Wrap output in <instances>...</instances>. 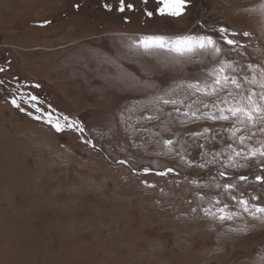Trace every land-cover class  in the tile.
I'll list each match as a JSON object with an SVG mask.
<instances>
[{"label":"rangeland","instance_id":"obj_1","mask_svg":"<svg viewBox=\"0 0 264 264\" xmlns=\"http://www.w3.org/2000/svg\"><path fill=\"white\" fill-rule=\"evenodd\" d=\"M191 1L179 18L150 19L122 18L118 0H0V264H264V223L232 198L259 203L264 165L230 164L229 145L242 146L228 122L207 119L215 98L181 86L206 77L212 60L133 46L149 34L248 31L227 57L242 77L248 64L264 65V24L249 14L264 0ZM32 104L84 131L57 133L26 114L40 115ZM257 140L264 134L249 143ZM216 200L241 215L206 216Z\"/></svg>","mask_w":264,"mask_h":264},{"label":"snow or ice","instance_id":"obj_2","mask_svg":"<svg viewBox=\"0 0 264 264\" xmlns=\"http://www.w3.org/2000/svg\"><path fill=\"white\" fill-rule=\"evenodd\" d=\"M191 0H139V3H134L133 0H118L116 11L124 14L122 18L127 16L128 12H140L142 15L150 19L159 18H179L186 14ZM77 9L79 5H76ZM104 7L109 11H113L111 3H105ZM258 13L261 24H264V5H261L255 13ZM49 23V22H45ZM204 26L202 25V28ZM214 33L215 36L213 34ZM250 37L248 31L237 33L227 27L213 28L205 31L203 34L197 32L195 34H184L169 38L164 35H142L133 41V46L142 50L147 55H154L157 53H166L173 59L189 60L200 57H208L212 60L214 66L207 73L204 78H195L193 81L187 82L186 88L193 93L199 94L203 97H214L211 105L204 103L205 108H214L216 111H209L206 116L207 119L213 121L228 122L231 126V136L234 143L242 146V149L231 147V154L228 155L229 163H236V158L244 160L258 159L264 165V140H257L255 146L249 143L257 132L264 134V65L257 66L248 64V73L239 77L237 73L243 71L239 69L238 65L234 66L233 63L228 62L227 57L233 49L241 47L236 36ZM225 45L229 46L225 51ZM4 69L0 68V72ZM0 83H3L0 81ZM39 88L40 85H34ZM38 97L33 95L31 100L35 101ZM162 100L164 105H176L181 101L175 99L158 98ZM12 104L22 112L26 110L13 99ZM25 103L28 101L25 100ZM40 115H34L33 112L27 111L26 114L32 116L37 121L45 120L57 133H64L68 130L83 132L84 128L80 121L72 120L67 115L54 116L53 112H45L36 104L31 105ZM191 108V105H189ZM190 113L185 112L184 115L188 116ZM196 116L195 112L191 113ZM199 119V117H196ZM201 135V133H196ZM165 143L171 147L172 141L169 139ZM124 163V161H120ZM244 167L243 164L239 165ZM203 167V165H202ZM147 171V170H146ZM157 172L156 175L166 176L171 172ZM219 175L224 177L226 173L221 171ZM256 180L264 186V168H261L260 174L256 175ZM231 178H227L230 180ZM241 180H247V176H240ZM151 186V185H150ZM227 191H233L237 185L230 182L224 185ZM236 200L242 213L247 214L253 220L264 223V196H254L252 201H259L253 203L249 199L232 197ZM215 209V210H214ZM204 213L206 216L219 223H225L237 219L241 212L230 210L220 200H216L215 204L211 207L205 208ZM237 231V229H232ZM247 231V226L243 229Z\"/></svg>","mask_w":264,"mask_h":264},{"label":"trees","instance_id":"obj_3","mask_svg":"<svg viewBox=\"0 0 264 264\" xmlns=\"http://www.w3.org/2000/svg\"><path fill=\"white\" fill-rule=\"evenodd\" d=\"M191 4H192V6H193V3H192V2H191ZM28 87H29V86L27 85V88H26V89H27L28 91H31V88H28ZM33 87H34V85H33ZM34 88H35V87H34Z\"/></svg>","mask_w":264,"mask_h":264},{"label":"crops","instance_id":"obj_4","mask_svg":"<svg viewBox=\"0 0 264 264\" xmlns=\"http://www.w3.org/2000/svg\"><path fill=\"white\" fill-rule=\"evenodd\" d=\"M110 35H114L113 33H110Z\"/></svg>","mask_w":264,"mask_h":264},{"label":"built area","instance_id":"obj_5","mask_svg":"<svg viewBox=\"0 0 264 264\" xmlns=\"http://www.w3.org/2000/svg\"><path fill=\"white\" fill-rule=\"evenodd\" d=\"M192 2V1H191ZM193 3V2H192Z\"/></svg>","mask_w":264,"mask_h":264}]
</instances>
